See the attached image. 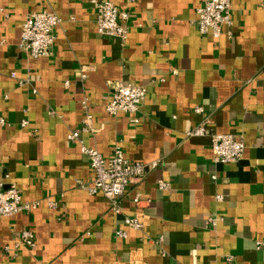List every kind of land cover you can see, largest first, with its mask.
<instances>
[{
  "label": "crops",
  "instance_id": "1",
  "mask_svg": "<svg viewBox=\"0 0 264 264\" xmlns=\"http://www.w3.org/2000/svg\"><path fill=\"white\" fill-rule=\"evenodd\" d=\"M110 1L129 11L125 42L98 33L89 0H0V181L37 202L0 217V264H264V5L231 0L232 25L214 39L196 29L201 0ZM40 10L61 21L49 53L31 58L21 25ZM116 81L146 88L138 123L105 110ZM84 94L95 131L68 141ZM198 125L205 134H186ZM214 132L241 136L238 161H213ZM115 143L129 160L155 162L128 184L119 212L86 189L94 173L80 148L107 157ZM135 216L140 229L124 223ZM23 229L35 243L16 248Z\"/></svg>",
  "mask_w": 264,
  "mask_h": 264
},
{
  "label": "built area",
  "instance_id": "2",
  "mask_svg": "<svg viewBox=\"0 0 264 264\" xmlns=\"http://www.w3.org/2000/svg\"><path fill=\"white\" fill-rule=\"evenodd\" d=\"M89 3L96 11V29L99 34L119 37L122 42L126 41L129 26V11L120 9L110 0H89ZM260 5H264V0H260ZM231 0H201L196 7V29L201 35H210L217 39L223 33V27L232 25ZM61 18L53 11L40 10L29 12L21 25L19 47L31 58L46 56L52 47L55 39L54 29L60 23ZM229 35L231 32L226 31ZM87 69L85 66L79 68V78L86 79ZM175 73L176 70H173ZM10 76L17 78L16 73L12 71ZM19 85H23L28 79L17 78ZM163 80V79H162ZM65 81L64 85L68 86ZM110 98L105 104V110L111 115L126 113L131 115V121L138 123L137 111L145 98L146 88L142 85H134L123 81H116L111 87ZM80 105L83 111L80 129L71 130L66 138L68 141H80V131L94 132L91 125L92 115L89 109L88 97L83 95ZM195 111L201 112L202 107H195ZM5 120L0 117V125H4ZM28 124L27 119L21 121V126ZM205 127L198 125L187 131V135H203ZM211 149L213 152V161L225 163L238 161L244 152V141L241 136L234 133H212ZM81 152L87 158L88 164L94 173L93 181L86 187L90 194L100 192L109 201L110 209L114 212L120 211L119 202L124 195L128 184L141 179L148 166H154L142 161H133L125 157L121 145L115 143L111 154L104 157L102 153L94 148L83 144L80 145ZM159 189H169L170 182L160 179L157 183ZM217 200H221V195H216ZM141 200L139 194L133 197V201L138 203ZM54 206L55 203L50 202ZM37 207L36 201H23L18 188L14 183H9L5 187L4 181H0V217L10 216L18 212L29 214ZM221 219L219 216H210L206 223L210 226H216ZM124 223L135 229L143 227L142 218L125 217ZM126 232L122 229L116 231V236L124 237ZM35 243V237L31 230L23 229L17 235L14 246L32 247ZM259 246V242L256 243ZM4 250L8 251L9 246L4 245ZM231 257H229L230 259Z\"/></svg>",
  "mask_w": 264,
  "mask_h": 264
}]
</instances>
